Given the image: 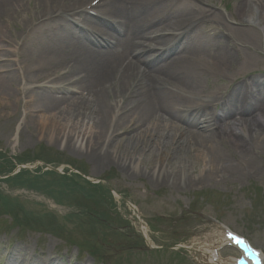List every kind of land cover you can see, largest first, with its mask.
Masks as SVG:
<instances>
[{
  "label": "bare ground",
  "instance_id": "obj_1",
  "mask_svg": "<svg viewBox=\"0 0 264 264\" xmlns=\"http://www.w3.org/2000/svg\"><path fill=\"white\" fill-rule=\"evenodd\" d=\"M151 1L91 0L90 10L99 19H90L85 0H34L37 18L30 36L38 43L37 54L24 63H10L4 59L6 53L18 56L22 46L7 50L9 41L0 33V43H7L0 44V99L18 96L17 74L21 76L25 67L21 82L43 83L25 91L29 117H39L43 131L55 132L60 127L70 141L80 125L78 136L85 144L81 142L79 151L96 169L116 164L126 177L147 174L158 186L170 182L188 186L191 178L185 177L189 169L184 159L204 154L201 174L205 177L198 184L208 175L242 178L257 174L258 161L252 154H264V81L252 82V89L238 84L230 93H206L210 76H218L234 58L227 46L231 38L219 31L217 36L225 41L209 38L218 50L204 53L195 22L181 9L172 8L176 0H154L155 5ZM250 2L264 7V0ZM9 9L19 20L25 13L23 0H0V14ZM81 20L94 29L76 26ZM241 32L253 41L247 30ZM173 40L178 53L171 57ZM46 84L74 89L81 95L54 96ZM219 106L220 112L215 114ZM242 128L246 134H240ZM120 136L129 147H117ZM141 151L155 157L148 173L138 166ZM221 231L223 237L216 241L209 237V245L193 248L197 262L262 264L260 255L252 253L236 235ZM143 234L147 237L145 229ZM227 244L241 252L242 260L221 259L218 250ZM24 251L17 247L7 263L30 264L21 255ZM44 264L57 263L49 259Z\"/></svg>",
  "mask_w": 264,
  "mask_h": 264
},
{
  "label": "rangeland",
  "instance_id": "obj_2",
  "mask_svg": "<svg viewBox=\"0 0 264 264\" xmlns=\"http://www.w3.org/2000/svg\"><path fill=\"white\" fill-rule=\"evenodd\" d=\"M87 2L90 19H99L90 10L91 0ZM250 3L176 0L172 7L195 22L204 53L218 50L209 38H231L227 46L234 58L218 76H210L206 93H230L238 84L252 89V82L264 81V7ZM23 9L19 20L10 9L0 14V33L9 41L7 50L22 46L18 56L6 53L4 58L15 65L38 53L34 52L38 43L30 36L37 18L34 0H23ZM24 18L28 23L21 22ZM76 26L94 29L82 20ZM246 30L252 42L241 32ZM219 31L223 37L217 36ZM176 44L173 40L170 47ZM177 48L172 49L171 57L176 56ZM23 72L17 74L15 86L21 94L0 99V264H8L17 247L25 249L21 255L30 264H44L49 259L57 264H199L193 248L209 245V237L214 241L223 237L222 228L246 240L262 254L264 264V154H252L258 161L255 175H208L201 184L196 181L205 177L201 174L205 156L192 154L184 159L189 169L185 177L191 178L188 186L171 182L158 186L147 174L126 177L116 164L96 169L79 151L80 125L70 141L60 127L55 132L43 131L41 119L29 117L25 91L43 83L21 82ZM46 85L54 96L81 95L74 89ZM220 109L215 108V114ZM60 124L65 128L64 122ZM240 134H246L245 128ZM119 138L117 147H129L124 136ZM140 153L138 166L148 173L155 157ZM46 165L62 173L51 172ZM164 167L169 169L167 164ZM143 229L154 249L147 248ZM218 254L224 261L243 258L230 245L221 247Z\"/></svg>",
  "mask_w": 264,
  "mask_h": 264
},
{
  "label": "water",
  "instance_id": "obj_3",
  "mask_svg": "<svg viewBox=\"0 0 264 264\" xmlns=\"http://www.w3.org/2000/svg\"><path fill=\"white\" fill-rule=\"evenodd\" d=\"M48 168H49V170L53 171L54 173H58V174L61 173L59 170H56L54 168H51V167H48ZM149 248L152 249L150 246H149Z\"/></svg>",
  "mask_w": 264,
  "mask_h": 264
}]
</instances>
